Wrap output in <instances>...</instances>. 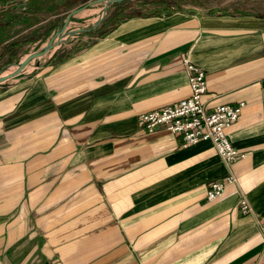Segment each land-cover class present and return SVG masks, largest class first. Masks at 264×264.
<instances>
[{
  "label": "crops",
  "instance_id": "0c3cea01",
  "mask_svg": "<svg viewBox=\"0 0 264 264\" xmlns=\"http://www.w3.org/2000/svg\"><path fill=\"white\" fill-rule=\"evenodd\" d=\"M107 4L0 0V71L67 17L100 18L0 92V264H264V0H116L102 16ZM186 57L208 108L245 101L227 130L239 184L214 200L227 166L213 143L139 124L190 95Z\"/></svg>",
  "mask_w": 264,
  "mask_h": 264
},
{
  "label": "built area",
  "instance_id": "2783aa9c",
  "mask_svg": "<svg viewBox=\"0 0 264 264\" xmlns=\"http://www.w3.org/2000/svg\"><path fill=\"white\" fill-rule=\"evenodd\" d=\"M184 63L191 89L190 95L176 104L141 112L138 116L139 124L147 132L166 129L181 136L183 144H191L199 140H210L213 143L227 166L226 175L212 180L206 188L207 199L214 200L222 196L227 184H239L235 163L245 153L231 142L227 130L239 118L245 101L241 100L234 104H217L213 108H208L203 101V96L207 92L204 68L188 57L184 58ZM241 206L246 214L252 211L245 196L241 199ZM262 230L264 233V224Z\"/></svg>",
  "mask_w": 264,
  "mask_h": 264
},
{
  "label": "rangeland",
  "instance_id": "374dc122",
  "mask_svg": "<svg viewBox=\"0 0 264 264\" xmlns=\"http://www.w3.org/2000/svg\"><path fill=\"white\" fill-rule=\"evenodd\" d=\"M191 1V0H190ZM251 0H195V4L196 5H200V6H205V7H212L214 9H225V10H237L239 8H247L249 7V3ZM92 23L86 24L85 26H89ZM84 26V27H85ZM57 37V36H56ZM60 37V36H59ZM64 37V36H63ZM58 38V37H57ZM66 38L65 40H63L62 42H69V38L67 35L64 37ZM60 45V44H59ZM57 45L56 48L59 46ZM42 45H40L38 48H35V50L41 48ZM72 46V45H71ZM55 47L52 48V50H50L48 53H46L45 55H42L39 58L36 59H32L27 65L26 67L23 69L22 74L16 77H13L12 79L9 78L6 81H4L2 84H0V92H2L6 87L14 84L16 80H18L19 78H23L27 73L28 74H32V73H36L38 71L42 70V66L46 65L49 61H56L59 57L60 54H65L66 51L70 50L71 47L64 46L62 48H59L56 50V60L55 58L49 57V54H51L52 51H54L56 49ZM25 55V54H24ZM16 64L11 65L10 67L4 68L2 70V74H6L9 73L13 70H15ZM27 69V70H26ZM5 70V71H4ZM8 72H7V71Z\"/></svg>",
  "mask_w": 264,
  "mask_h": 264
},
{
  "label": "water",
  "instance_id": "95a60500",
  "mask_svg": "<svg viewBox=\"0 0 264 264\" xmlns=\"http://www.w3.org/2000/svg\"><path fill=\"white\" fill-rule=\"evenodd\" d=\"M106 1H107L108 4H110V3H112V2H114L116 0H106ZM108 4L104 6L102 16H104L105 13L107 12ZM69 21H70V17H67L66 20L64 21V23L62 24V26L55 32V34L46 43H44L41 46V48L29 52L23 59H21L16 64L17 68L15 70H13V71H11V72H9L7 74H2V70H1L0 71V84H2L4 81H6L9 78L21 75L23 69L26 67V65L32 59L39 58L42 55H45L46 53H48L53 47H56L63 40H65L66 38H64V37L66 35L69 37L71 35H76L77 33H80L82 31H87V30H90L91 28H95L99 24L100 18L97 20L96 24H92L91 26L78 27V28H72V29H67ZM5 68H7V67H5Z\"/></svg>",
  "mask_w": 264,
  "mask_h": 264
},
{
  "label": "bare ground",
  "instance_id": "6f19581e",
  "mask_svg": "<svg viewBox=\"0 0 264 264\" xmlns=\"http://www.w3.org/2000/svg\"><path fill=\"white\" fill-rule=\"evenodd\" d=\"M55 48H56V47H55ZM51 50H52V49H51ZM26 70H27V69H26ZM4 71H5V70H4ZM6 71H7V70H6ZM7 72H8V71H7ZM6 74H7V73H6ZM12 78H13V77H12ZM12 78H11V79H12ZM9 80H10V79H9Z\"/></svg>",
  "mask_w": 264,
  "mask_h": 264
}]
</instances>
